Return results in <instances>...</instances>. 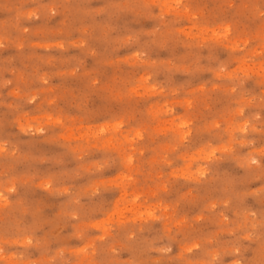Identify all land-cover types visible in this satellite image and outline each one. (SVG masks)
<instances>
[{
	"label": "rangeland",
	"instance_id": "obj_1",
	"mask_svg": "<svg viewBox=\"0 0 264 264\" xmlns=\"http://www.w3.org/2000/svg\"><path fill=\"white\" fill-rule=\"evenodd\" d=\"M0 264H264V0H0Z\"/></svg>",
	"mask_w": 264,
	"mask_h": 264
}]
</instances>
